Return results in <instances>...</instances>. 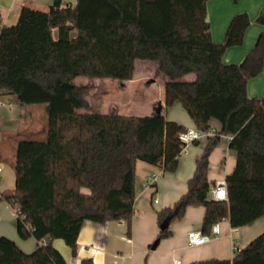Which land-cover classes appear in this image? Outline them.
I'll return each instance as SVG.
<instances>
[{
	"label": "trees",
	"instance_id": "16d2710c",
	"mask_svg": "<svg viewBox=\"0 0 264 264\" xmlns=\"http://www.w3.org/2000/svg\"><path fill=\"white\" fill-rule=\"evenodd\" d=\"M208 1L77 0L63 6L53 0L48 9L25 3L15 23L0 27V92L47 107L43 137L18 142L16 189L0 194L16 210L21 238L33 236L38 245L28 253L1 236L0 264H66L53 239H64L75 255L86 220L125 219L131 231L136 162L177 169L180 133L188 129L183 123L162 114L80 111L90 102L87 86L75 77L132 79L137 59L158 61L168 76L167 107L180 102L203 131L212 119L220 122L197 158L187 193L158 212L160 227L167 224L158 238L171 235V223L190 205L205 207L202 230L208 234L223 218L241 227L264 215V96L247 92L249 79L264 67V32L243 61L224 62L226 49L243 42L251 18L235 14L224 41L216 42ZM256 20L264 25V6ZM190 73L193 80L182 79ZM223 135L232 136L237 163L226 175L228 198L216 200L208 171ZM81 264L95 263L86 257ZM189 264H264V231L232 258Z\"/></svg>",
	"mask_w": 264,
	"mask_h": 264
},
{
	"label": "crops",
	"instance_id": "0c3cea01",
	"mask_svg": "<svg viewBox=\"0 0 264 264\" xmlns=\"http://www.w3.org/2000/svg\"><path fill=\"white\" fill-rule=\"evenodd\" d=\"M52 1L0 0V17L4 24H13L25 3H31L36 8L48 9ZM76 1L62 0V5L75 4ZM263 6L264 0L208 1L212 38L216 42L224 41L228 25L235 14L247 12L251 18L243 42L226 49L223 55L224 62H241L253 49L260 34L264 32V25L256 20ZM58 33V28H54L55 37H58ZM156 63L159 67L158 61ZM194 78L195 74L190 73L182 79ZM168 79L161 70V79L157 80L159 93L152 103H158L159 107L151 114H162L168 119L183 123L188 128L194 127V121L180 102L170 107L166 106L165 86ZM247 92L250 97L264 96V67L258 75L249 79ZM46 114L47 107L44 103H23L16 95L0 92V194L16 189L13 162L17 156L18 142L25 138H35L36 135L43 136ZM211 124L218 129L220 127V122L216 119H212ZM208 137L203 136L190 144L188 153L180 156L179 165L173 172H164L157 165L138 160L131 231L125 219L103 223L86 220L78 236V250L75 255L64 239H53L55 247L65 255L66 264H81L82 259L86 257L92 258L95 264H189L212 257L232 258L236 252L234 245L242 248L262 233L264 215L241 227H233L228 218H223L216 223L218 232L215 234L211 232V238L207 243L190 245L187 239L188 232L202 228L205 215L203 205H190L182 219L171 223V235L163 239L158 238L161 231L158 212L172 207L187 193L188 180L195 173L197 158L206 150ZM236 159L237 152L230 146V136L223 135L210 154L208 176L213 182L210 196H214L217 181L226 180V175L233 171ZM151 174H157L158 178L153 185H148L146 180ZM16 221V210L7 201H0V237L6 236L14 240L25 252H33L38 245L37 238L33 236L21 238Z\"/></svg>",
	"mask_w": 264,
	"mask_h": 264
},
{
	"label": "rangeland",
	"instance_id": "374dc122",
	"mask_svg": "<svg viewBox=\"0 0 264 264\" xmlns=\"http://www.w3.org/2000/svg\"><path fill=\"white\" fill-rule=\"evenodd\" d=\"M136 72L131 80L116 78H98L80 75L74 82L87 86L86 96L90 102L84 111L129 113L152 115L159 107L152 104L159 93L157 80L161 79V70L156 61L138 59ZM36 138H42L36 135Z\"/></svg>",
	"mask_w": 264,
	"mask_h": 264
},
{
	"label": "built area",
	"instance_id": "2783aa9c",
	"mask_svg": "<svg viewBox=\"0 0 264 264\" xmlns=\"http://www.w3.org/2000/svg\"><path fill=\"white\" fill-rule=\"evenodd\" d=\"M4 25V21L3 19L0 17V27H2ZM218 129L216 126H211L209 128V130L203 131L198 129L197 127H189L187 130L183 131L180 133V139L183 142V148L181 151V155L188 153V147L190 144L194 143L195 141L200 140L203 136H214L218 133ZM230 138L232 137L231 135H229ZM158 176L157 174H151L149 175V177L146 180V183L148 185H153L155 183V181L157 180ZM227 182L225 179H219L216 183L215 186V193L213 198L216 200H225L227 199L228 195H227ZM157 201V199L155 200ZM214 228L212 229V233H217L218 232V227L215 224L213 226ZM211 238V233H205L202 228L199 229H192L188 232L187 235V239H188V243H190V245H202L207 243ZM239 248L234 245V250H238ZM179 261V260H178Z\"/></svg>",
	"mask_w": 264,
	"mask_h": 264
},
{
	"label": "water",
	"instance_id": "95a60500",
	"mask_svg": "<svg viewBox=\"0 0 264 264\" xmlns=\"http://www.w3.org/2000/svg\"><path fill=\"white\" fill-rule=\"evenodd\" d=\"M166 225H167V224H163L161 227H165ZM156 243H158V242L156 241ZM156 243H154L153 246H155Z\"/></svg>",
	"mask_w": 264,
	"mask_h": 264
}]
</instances>
